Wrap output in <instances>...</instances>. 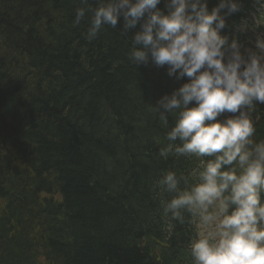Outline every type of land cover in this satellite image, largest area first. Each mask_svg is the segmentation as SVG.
Wrapping results in <instances>:
<instances>
[{"label": "trees", "instance_id": "16d2710c", "mask_svg": "<svg viewBox=\"0 0 264 264\" xmlns=\"http://www.w3.org/2000/svg\"><path fill=\"white\" fill-rule=\"evenodd\" d=\"M219 3L207 0L209 11ZM96 7L0 0V264H156L148 240L167 235L152 217L158 181L193 178L185 156L159 155L175 117L165 127L155 107L189 78L150 54L135 65L140 25L122 34V16L87 40ZM253 119L264 139V104ZM186 227L170 222L168 240Z\"/></svg>", "mask_w": 264, "mask_h": 264}, {"label": "clouds", "instance_id": "9594fccd", "mask_svg": "<svg viewBox=\"0 0 264 264\" xmlns=\"http://www.w3.org/2000/svg\"><path fill=\"white\" fill-rule=\"evenodd\" d=\"M160 2L97 0L86 39L94 40L105 26L118 28L122 16V34L140 25L128 54L135 65L147 64L150 54L169 76L189 78L155 106L165 127L168 115L175 117L159 155L200 160L191 182L174 171L159 179L161 192L172 194L164 214L183 222L187 213L197 226L192 264H264V139L254 138L253 119L256 106L264 104V37L253 48L221 35V10L237 12V0H220L211 11L207 0H166V12ZM86 11L77 9L74 24ZM206 156L214 158L206 162Z\"/></svg>", "mask_w": 264, "mask_h": 264}, {"label": "rangeland", "instance_id": "374dc122", "mask_svg": "<svg viewBox=\"0 0 264 264\" xmlns=\"http://www.w3.org/2000/svg\"><path fill=\"white\" fill-rule=\"evenodd\" d=\"M244 24H242L241 26H240V30H243L244 29ZM258 36L259 37H262V36H260V33H258ZM248 43H251V45H247L246 47H253V40H251V42H249L248 41ZM254 44H255V42H254Z\"/></svg>", "mask_w": 264, "mask_h": 264}, {"label": "bare ground", "instance_id": "6f19581e", "mask_svg": "<svg viewBox=\"0 0 264 264\" xmlns=\"http://www.w3.org/2000/svg\"><path fill=\"white\" fill-rule=\"evenodd\" d=\"M37 20H39V19H37Z\"/></svg>", "mask_w": 264, "mask_h": 264}]
</instances>
